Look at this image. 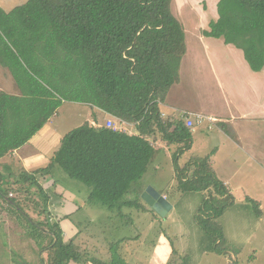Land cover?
<instances>
[{
  "label": "trees",
  "instance_id": "1",
  "mask_svg": "<svg viewBox=\"0 0 264 264\" xmlns=\"http://www.w3.org/2000/svg\"><path fill=\"white\" fill-rule=\"evenodd\" d=\"M172 2L28 0L10 11L0 6V64L12 71L20 89V94L0 89V205L26 219L30 237L41 250L42 241L51 236L47 258L41 255L40 264H130L118 248L124 238L111 242L107 259L91 256L75 240H64L52 215L46 222L36 221L25 206L37 198L47 211L50 193L44 178L61 171L91 188V202L119 213L127 206L143 208L128 194L141 183L159 151L158 134L170 144H181L172 155L177 189L209 191L197 213L210 238L203 250L223 253L220 217L234 196L216 176L211 153L180 166L181 154L192 144V130L183 118H164L160 110V103L179 81L187 52L185 28ZM203 35L223 38L241 49L251 69L261 71L264 0H219L218 18ZM65 101L98 107L134 123L137 133L85 121L63 136L46 167L27 171L14 160H4L29 142ZM191 166L194 171L187 177ZM13 184L20 185L16 190L30 202L9 197ZM139 199L144 201L140 192ZM247 200L260 214L258 202Z\"/></svg>",
  "mask_w": 264,
  "mask_h": 264
},
{
  "label": "rangeland",
  "instance_id": "2",
  "mask_svg": "<svg viewBox=\"0 0 264 264\" xmlns=\"http://www.w3.org/2000/svg\"><path fill=\"white\" fill-rule=\"evenodd\" d=\"M27 1L0 0V6L10 11ZM218 1L173 0L172 2L174 14L184 25L189 51L185 63L184 82L178 86L183 91L176 97V103L206 113L212 112V109L221 110L224 103L219 100L216 80L211 76L208 66L204 64V47L197 42L196 36H203L204 29H209V23L218 18ZM206 39L222 75L223 69L229 72L226 79L230 87L239 94L242 92L248 99L244 106H253L252 112H255V116L242 120V123L237 124L236 129L234 127L240 133V139L245 148L244 154L242 148L237 149L232 140L222 137L218 131L219 134L209 137L203 132L206 129L209 131L207 126L204 123H196L191 128L192 131H197L193 134L192 144L184 150L179 159L180 166L184 167L198 156H206L211 148H215L222 142L223 153L215 156L214 167L222 176L231 179L229 188L235 195L234 202L226 205L227 208L220 217L225 237V241L219 244L223 248V255L203 252L204 246L210 244V238L199 225L197 213L203 205V200L209 196V191L178 190L179 180L175 162L168 151H166L167 155H164L162 151L161 156L152 161L142 178L143 182H150L153 185L168 188L170 191L174 208L165 217L160 216L145 201L139 199V191L135 189L128 196L140 202L143 208L127 206L119 213L118 210H111L99 202H89L85 196L87 192L89 194L91 188L79 180L70 178L64 172L66 178L59 177L55 182H60L65 188H73L78 196L76 200L64 207L67 217L64 216L65 212L61 205L50 207L49 204L47 211H44L43 201L37 198L33 201L36 203H28L25 206L28 215L41 222H46V218L52 215L51 220L59 224L65 241L75 240L83 251L99 258L107 259L110 256L111 242L124 238V242L118 247L121 255L130 264H146L145 258L141 259L138 256L151 257L152 250L159 243L158 236L164 234L172 242V246L179 251L172 255L168 264H184V257L188 260V264H264V208L260 207L261 204L258 201L261 209L259 214L255 204L245 197L250 195L256 200L264 199V165L259 164L258 160H261V157L256 152L257 136L262 137L264 141V79L257 82L246 63L242 50L234 45L225 44L222 38L206 37ZM237 53L240 57L243 56L246 67L235 62ZM199 69L203 82L195 85L191 77L196 76ZM204 79L207 83H204ZM0 89L11 94H20L12 71L2 64H0ZM240 100L244 101L242 97ZM203 114L206 116L205 113ZM184 115L183 119L195 117V112L185 110ZM164 117L169 118L171 115L166 114ZM90 118L92 119L91 106L88 105L85 108L79 102L65 101L59 108V114L55 120L62 122L67 129L71 130ZM118 121H115V125L124 130V126L120 125L122 121ZM103 125L107 126L108 120ZM225 128L231 132L230 128L226 126ZM127 130L130 129L127 128ZM162 142L164 145H171L168 141ZM180 147L181 144L174 143L172 154ZM262 157L264 159V152ZM193 171L194 166H191L187 177H190ZM232 172H235V175L230 177ZM19 186L13 184L9 197L20 196L22 200L30 202L20 194L19 190H16ZM24 193L26 194V191ZM68 206L71 208H67ZM6 207L0 205V264H40L41 255L47 258L46 247L49 245L51 236L42 241L41 250L37 241L30 237L26 219Z\"/></svg>",
  "mask_w": 264,
  "mask_h": 264
},
{
  "label": "crops",
  "instance_id": "3",
  "mask_svg": "<svg viewBox=\"0 0 264 264\" xmlns=\"http://www.w3.org/2000/svg\"><path fill=\"white\" fill-rule=\"evenodd\" d=\"M200 36L197 35L196 38H197V42L201 43V45L204 47V51H205L204 64L208 66L211 76L214 77L216 80V84L219 90L217 94H218L219 100L223 101L224 107L221 110L212 109L213 110L212 112L206 113V112L200 111L199 109L198 110L191 109V108H188L187 106L176 103V97H178L183 91V89L178 86H180V84L184 82L185 63L189 56L188 54L189 51L187 47V52L184 55L182 62H181V66H180L179 81L176 82L171 87L165 101L163 103H160V110L162 112V116L164 117L167 114V115H171L172 118H181V115L185 114V110L194 111L195 114L205 113L206 116L213 117L215 120L213 122L210 120H206L204 122V125L207 126L206 128H208L209 131H207V129L206 130L203 129L205 131L203 130L202 131L209 137L210 136L213 137L214 134L220 133V135H222V137H225L227 140H232L233 144H235L237 149L242 148L243 154H244L245 148L243 147V144L241 142L240 133L238 132V130H235V129H236L237 124L242 123V120H247V119H250L251 116H255L254 115L255 112H252L254 108L253 106H249V105L247 107L244 106V104H246V101L248 102L247 97H244V94L242 92L239 94L236 91H234L233 88L230 87V85L228 84L229 82L226 79L227 73L229 72L223 69L224 74L222 75V72L218 69L216 65V59L214 55L212 54V52L210 51L211 48L209 47L207 43L206 37L208 36H205V35L203 36L200 35ZM228 45L233 46L232 44H228ZM244 58L242 55L240 57L239 54L237 53V56H235L234 59H235V62L240 63L241 65H244L246 67L247 66L246 63L248 64V62L246 61L245 63L246 59L244 60ZM252 73L255 75L257 82L264 79V68L261 71L252 70ZM206 76L207 78L209 77L208 74ZM191 80L193 81L195 85H198V83L202 84L203 82L202 73L200 69L197 71L196 76L192 75ZM204 83H207L205 79H204ZM241 97L244 99V101L240 100ZM81 104H83L85 108L88 107L87 104H84V103H81ZM58 114H59V111L57 114L51 117L49 122L46 123L45 126L41 130H39L31 138L29 142H27L22 147L14 150L13 153L11 155L6 156L4 160L6 161L14 160L18 165L22 166L27 171H34L38 168L48 166L55 151L59 148L63 136L67 132L70 131L69 129L66 128V126L62 122H58L55 120V117H57ZM107 120L108 121L113 120V121L119 122L118 121L119 119H117L113 115L109 114L108 112L98 107H94L92 108V119L90 118L89 120L87 119L85 121H89L94 126H100V125H103V123L106 122ZM122 123H123L125 131H128L131 134L137 133V129L134 123L126 122V121H123ZM122 123L120 125H122ZM225 126L228 129L230 128L231 132L225 130L226 129ZM127 128L130 130H127ZM214 128H217V129H214ZM196 132L197 131H192V134H196ZM162 141L163 139L158 134L156 143H157V147L159 151L157 152L153 162L157 160L159 156H161L162 151H164V155L168 154L166 153V151L170 152L171 156L173 155L172 146L174 144H171L170 146L164 145ZM221 152L223 153L222 142H220V145L216 146L215 148H211V150H209L208 154L210 153L212 154L211 156L212 168L216 176L226 184L231 194L235 196L232 193L231 189L229 188L230 186L229 181H231V179L222 176L220 172H218L217 169L214 167L215 166V161H214L215 156ZM256 152L261 157V160H258L259 164L261 166L264 165V159L262 157V152H264V141L262 137H259V136H257ZM198 157H201V156H198ZM235 159L237 160V158ZM233 175H235V172H232V175L230 177H232ZM46 177L47 179L44 180V182H46L45 187L51 195L50 207L61 205L63 207L62 209L65 212L64 216L67 217V213L64 207L67 206L69 202L74 201L78 198L76 192L73 191L74 190L73 188H70V187L65 188L64 186L61 185L60 182H55V180L59 177L66 178V175L61 171H58V174L55 176L48 174ZM148 186L154 187L156 190H158L160 193L166 196L167 199L173 204V208H174V200H171V193L170 191H168V188L165 189L160 186L153 185L150 182H143V179L141 180L140 184L134 185L133 187L135 190H138L142 196V193L145 191L146 187ZM168 187H171V186H168ZM90 191H89V194H90ZM89 194L87 192L85 197H86V200L90 202ZM245 197L247 199V197H251V196L246 195ZM256 201L257 202L259 201L261 204L260 207L264 208V199L256 200ZM67 208H71V207L68 206ZM65 217H63V219ZM158 242H159L158 245H156V247L151 252V257L147 258L146 255H142V256L136 255V256H138L141 259H143L144 257L146 260L145 261L146 264H168L172 258L173 250H174V247L172 246V242L169 239H167L164 234H161L160 236H158ZM203 252L207 253L208 251L203 250ZM219 255H223V254H219Z\"/></svg>",
  "mask_w": 264,
  "mask_h": 264
},
{
  "label": "water",
  "instance_id": "4",
  "mask_svg": "<svg viewBox=\"0 0 264 264\" xmlns=\"http://www.w3.org/2000/svg\"><path fill=\"white\" fill-rule=\"evenodd\" d=\"M143 200L151 206L160 216L165 217L173 208V204L152 186L146 187L142 193Z\"/></svg>",
  "mask_w": 264,
  "mask_h": 264
},
{
  "label": "built area",
  "instance_id": "5",
  "mask_svg": "<svg viewBox=\"0 0 264 264\" xmlns=\"http://www.w3.org/2000/svg\"><path fill=\"white\" fill-rule=\"evenodd\" d=\"M182 117H184V114L181 115V118ZM184 120H185L186 126L191 129V128H193L196 125V123L203 124L206 120H210V121L213 122L215 119L213 117L204 116L202 114H195V117H185ZM122 125H123V123H122ZM107 126L111 127V128H114V129L123 130L119 126L115 125V121H113V120H109Z\"/></svg>",
  "mask_w": 264,
  "mask_h": 264
}]
</instances>
